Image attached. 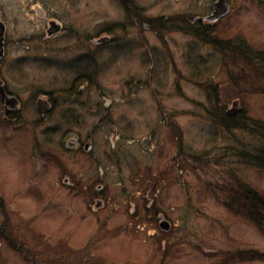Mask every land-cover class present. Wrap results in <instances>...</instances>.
Returning a JSON list of instances; mask_svg holds the SVG:
<instances>
[{
	"label": "rangeland",
	"instance_id": "rangeland-1",
	"mask_svg": "<svg viewBox=\"0 0 264 264\" xmlns=\"http://www.w3.org/2000/svg\"><path fill=\"white\" fill-rule=\"evenodd\" d=\"M4 3L17 19L27 0ZM211 3L52 0L53 13L66 25L76 28L80 15L85 41L90 34L107 29L116 41L120 39L115 47L123 48L105 55L101 63L95 52L80 55V69L97 70L99 77L107 80L105 93L112 99L114 92L108 89L121 86L109 79L125 76L135 65L141 67L146 57L137 50L142 44L138 38L126 45L118 31H149L143 35L148 37L149 55L157 59L158 71L153 77L161 76L162 81L155 85L162 90L158 91L162 100L155 102L150 94L153 86L147 82L138 85L137 92L149 102L152 116L156 111L171 112L163 126L171 123L172 112L177 111L179 128L164 129L161 137L164 157L180 140V172L169 180L160 178L157 190L150 184L142 200L140 185L129 182L124 174L144 171L146 165L156 163L146 131L136 146H116L117 155L112 157L118 160H114L116 165L99 148L103 171L99 174L95 145L85 153L88 158L80 161V168L71 165V154L64 166L46 164L40 155L43 146L37 147L32 141L34 137L44 142V135L18 133L10 121L0 118V264H264V258L258 257L264 253V208L256 203L253 222L241 197L246 188L264 197V170L250 162V155L264 145V60L257 56H264V0H228V14L215 22L197 23L195 28L193 17L210 10ZM129 17L134 27H122ZM144 22L148 28H142ZM125 46L132 48L133 59H128ZM64 60L58 69L38 70L37 76L48 82L53 76L50 71L57 77L64 76L73 61L69 55ZM36 64L47 66L45 62ZM133 71L137 77L144 74L143 68ZM122 99L118 95L113 104L118 113L128 109ZM234 99L240 110L236 118L225 121L224 111ZM133 107L134 113L137 104ZM95 119L86 115L85 130L94 126ZM88 159L94 160L93 166ZM75 173L80 174L82 206H93L92 190H98L104 208L93 213L81 209L80 215L66 208L77 199L67 195L61 181L65 176L77 179ZM122 182L132 191L130 204L115 209L112 194L117 191L116 184ZM118 189L122 190L120 186ZM163 220L170 223L167 230L159 228Z\"/></svg>",
	"mask_w": 264,
	"mask_h": 264
},
{
	"label": "flooded vegetation",
	"instance_id": "flooded-vegetation-1",
	"mask_svg": "<svg viewBox=\"0 0 264 264\" xmlns=\"http://www.w3.org/2000/svg\"><path fill=\"white\" fill-rule=\"evenodd\" d=\"M215 1L212 0L209 6L210 10L206 13L193 17L192 23L195 24V28L197 23L201 25L208 23L206 19L198 20V17L208 16ZM51 3L52 0H27L26 5H22L25 7L24 12L20 14V18L17 17L16 19V13H13L12 9H8L4 0H0V118L2 121H10L12 128L18 133L33 136L36 133L43 134L44 142L34 140V137L32 141L36 142L37 147L38 145L43 146L44 150H40V155L46 164H61L64 166V160L67 159V155L71 154V165L80 168L83 164V162L80 164V161L85 157L88 158L86 154L90 153L91 148L95 145L98 147L96 149L98 157H94L99 174L103 172L99 166L102 159H100L98 153L100 152L99 148H103L101 153L109 154L112 159L117 155L114 151L118 147L117 145H127V148L132 145L136 146V143L142 142L141 134L146 131V139L151 144L150 151H153L152 155L156 157L153 158L156 163L152 164L154 166L146 165L144 171L134 172L135 174L130 173L129 176L124 174L126 178H129V182L134 181V184L138 183L140 185V196L143 200L147 196L150 184L153 190H157L156 187L160 178L161 181L169 180V176L180 172L178 166L179 152L177 153L180 140L174 145L171 153L164 157V141L161 137L164 129L179 128L177 111L172 112L173 120H171V123L163 126V121L167 119L166 116L170 117L171 112L166 114V111L163 110L156 111L155 115L152 116L149 102L141 98L137 92L138 85H145L147 82L153 86V91L150 94L155 102L158 104L162 100L159 97L160 95L158 96V91L162 90L159 87L157 89V85H155V83L162 81L161 76L158 75V79L153 77L154 73L157 75L158 71V69L156 70L157 59L155 61L153 56L149 55L148 42H145L148 37L143 35L149 33V31L142 30L141 32L138 29L118 31L123 34L120 38L123 37L126 40V45H129L132 38H138L139 43L142 44L137 50L144 53L146 57H143L144 62H141V67L135 65V67H130L127 70L125 76L109 79L113 82L118 81L115 86H121L119 89L116 87L111 88V90L108 89L114 92V98L112 99L111 96L105 93L107 90L104 88H106L107 80L101 79L97 70L95 73L89 69H80V55H89L95 52L98 61L101 63L106 58L105 55L111 52L117 53L116 49L123 48L115 47L120 39L116 41V37L107 29L100 33H88L90 34L87 36L89 38L85 41V36L80 31V15H77L76 28L73 25L68 26L60 16L53 13ZM229 8H231L230 5ZM131 17L126 19L125 22L127 23L122 24V27L132 26L130 24L132 22ZM18 21H21L20 24H16ZM141 26L142 28L149 27L148 23L145 22ZM125 47L128 50V59H133L132 48ZM65 55H69L73 61L69 65L70 67L67 68L69 72L64 76L57 77L53 71H50L53 75L52 78L49 77L50 82L37 76L40 71L58 69L60 63L65 61ZM51 58L53 60L49 61ZM41 62L47 63V66L42 67L36 64ZM138 68H143V76L133 75V70ZM176 75H180V72H176ZM55 77L58 79L54 82ZM178 78L176 77V80ZM89 90L90 95L88 94ZM91 90L96 91V93H91ZM115 93L120 98H124L120 101H126L125 105L128 106V109L126 108L125 112L118 113L113 108L114 102L118 100V95ZM133 100L135 103H133ZM133 104H137V107L139 105L134 113L132 112ZM86 115L96 117L94 126L92 128L88 127L87 130L84 126ZM98 117L99 120H97ZM99 141L104 144L101 145ZM105 144L109 145L107 149ZM35 158H38V155ZM114 160L118 161L117 159ZM114 160L112 159V163L116 165ZM87 161H90L92 166L94 165L93 159ZM139 162L140 160L137 161V163ZM75 175L77 176L75 180H70L68 176H65L61 181V185L69 193L67 195L77 199L76 202L66 208L73 215H80L81 209L86 210L88 208L93 213L97 209L104 208V200L97 195L98 190H92L95 196L91 201L93 206H90V203L85 207L82 206L80 201V174L75 173ZM123 184H116L117 191L112 194L115 209L120 205L130 204L132 191L128 185ZM119 186L122 190L118 189ZM99 187L100 185H97V189ZM152 194L154 198L156 191H153ZM143 209L142 205L140 211Z\"/></svg>",
	"mask_w": 264,
	"mask_h": 264
},
{
	"label": "trees",
	"instance_id": "trees-1",
	"mask_svg": "<svg viewBox=\"0 0 264 264\" xmlns=\"http://www.w3.org/2000/svg\"><path fill=\"white\" fill-rule=\"evenodd\" d=\"M260 54L259 55L257 54L258 58H261V60H264V56L262 57ZM263 55H264V53H263ZM256 59H257V57H256ZM216 101H218L217 97H216ZM236 115H235V117H228V116H226L225 111H224L222 119L225 121H229V120L236 118ZM261 137L264 139V130L263 129L261 131ZM250 162L253 164V166L264 170V145L262 147H260V149H257L256 153L250 155ZM241 197H242V201H243L242 206L246 207L247 210L249 209V213L247 214L248 218L250 220H253V222H254L253 214H255L256 203L259 206L261 205L262 208H264V199H263L264 197L260 196L255 191H253L251 189H247V188L245 189L244 194H241ZM237 204L241 205L239 202H237ZM261 216H262L261 218L263 219L264 213H261ZM258 257L264 258V253L259 254Z\"/></svg>",
	"mask_w": 264,
	"mask_h": 264
},
{
	"label": "water",
	"instance_id": "water-1",
	"mask_svg": "<svg viewBox=\"0 0 264 264\" xmlns=\"http://www.w3.org/2000/svg\"><path fill=\"white\" fill-rule=\"evenodd\" d=\"M230 11L229 5L226 0H216L212 5V11L208 16L198 17V20H208L211 22H215L218 18L228 14ZM240 110L239 103L237 99H234L231 102L230 107L225 110V114L228 117H234L237 112ZM159 228L162 230H167L169 228V222L163 220L159 223Z\"/></svg>",
	"mask_w": 264,
	"mask_h": 264
}]
</instances>
